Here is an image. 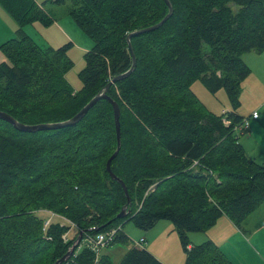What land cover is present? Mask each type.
Wrapping results in <instances>:
<instances>
[{
    "label": "trees",
    "instance_id": "16d2710c",
    "mask_svg": "<svg viewBox=\"0 0 264 264\" xmlns=\"http://www.w3.org/2000/svg\"><path fill=\"white\" fill-rule=\"evenodd\" d=\"M70 1L69 17L92 41L83 57L79 92L66 80L72 67L66 51L72 44L40 49L23 30L36 21L50 24L40 7L34 0H0L17 25L14 38L0 46V111L21 124L74 117L131 67L126 36L157 24L169 12L163 0ZM169 2L173 13L160 28L131 38L134 70L107 91L120 111L121 146L110 167L127 188L128 216L117 218L127 199L105 168L116 149L109 102H97L77 124L52 131L20 132L0 120L8 128L0 136V264H53L80 232L83 239L120 227L105 248L130 246L122 231L128 220L144 232L159 221L170 222L185 253L184 264H232L209 241L187 249L188 234L205 232L223 215L240 226L264 203V166L246 158L234 134L244 118L232 109L225 127L223 115L207 112L189 86L199 80L209 93L224 90L233 108L239 105V83L250 73L240 56L264 51V0ZM146 43L151 54L144 51ZM26 194L29 199L23 203ZM8 196L18 205L10 218L3 205ZM43 210L68 224L53 222L43 230L48 218ZM7 222L25 234L16 236L3 225ZM71 224L76 231L64 242ZM77 249L63 264L98 262L81 242ZM98 263L113 264L106 256ZM116 264L162 263L132 245Z\"/></svg>",
    "mask_w": 264,
    "mask_h": 264
},
{
    "label": "rangeland",
    "instance_id": "374dc122",
    "mask_svg": "<svg viewBox=\"0 0 264 264\" xmlns=\"http://www.w3.org/2000/svg\"><path fill=\"white\" fill-rule=\"evenodd\" d=\"M36 1L34 0V2L40 7L42 17L49 19L50 24L44 25L40 21L30 23L23 29L24 33L26 34L27 38H29L40 49L55 50L57 48L56 43L59 41V34L54 33L55 31L50 27L53 23L58 28L62 27V29L63 27H66V22L72 23L74 25L72 19L69 17V12L72 9L71 1L64 0L63 3H56L54 0H38L39 3ZM230 6L233 11L237 10L236 6L232 4ZM76 30L79 36L68 32L67 28L66 30H63L68 39L58 48H61L68 42L72 44L71 48L66 51V58L72 62L71 69L66 73V80L73 91L79 92L82 90V81L79 78V73L84 68L83 57L86 53L85 50L88 52L92 48V41L87 36L82 34L78 27H76ZM146 45H148V50L145 48ZM146 45L144 46V51L147 54H151V44L146 43ZM153 50L154 53L157 52L155 46H153ZM207 51L208 47L204 46L203 52ZM240 58L249 68L250 73L239 83L237 95L239 105L235 108H233L229 102L224 90H220L215 94L209 93L199 80L190 83L189 91L195 97L198 103L207 112L213 115L220 116L222 111L231 112L234 110L237 115L243 117L244 120L247 121L248 125L247 129L243 133H240V131L235 132L237 141L242 147L247 159L253 160L260 166H264V51L260 53L250 51L242 54ZM217 74L219 73L217 72ZM109 79L110 78L107 77L106 80ZM7 132L8 128L6 126L0 125V136L5 135ZM52 144H54V142H52ZM193 170H195V168ZM213 179L216 181V183H219V180L216 176ZM15 194H21V192ZM15 194H12L11 198H14ZM22 197L23 203H27L29 196L26 194ZM11 198L9 199L8 196L3 203L8 213L7 217L9 218L12 216V212L18 206L13 203ZM257 209H259V212L264 215V205L263 207H258ZM164 224H167L169 227L174 229L173 225L168 221H159L156 224L157 227H155L158 228L159 231H162L161 226H164ZM3 225L10 226L14 229L12 223L10 222H7ZM155 227L144 232L140 229H137L132 224V222L128 220L123 223L122 231L123 234L128 237L129 243L131 244L130 246L134 245L146 249L148 240H146L145 243L139 245L138 242L141 238L148 239L146 234L151 232ZM73 230L75 229L73 228ZM19 233L25 234L19 229L15 230L14 232V234H17L16 236L18 237ZM68 236L71 237L72 235ZM20 244L21 242L18 239L16 242V250L19 248ZM130 246H127V244L124 243H116L110 247L103 248L98 253V262L100 261L101 256H106L113 264H116ZM176 250L179 252L178 248ZM77 251L79 250L77 249ZM174 263L183 264L184 262L181 259L179 263L174 260Z\"/></svg>",
    "mask_w": 264,
    "mask_h": 264
},
{
    "label": "crops",
    "instance_id": "0c3cea01",
    "mask_svg": "<svg viewBox=\"0 0 264 264\" xmlns=\"http://www.w3.org/2000/svg\"><path fill=\"white\" fill-rule=\"evenodd\" d=\"M76 27L75 24L69 22H66V27L63 29L52 24L50 28L55 31L54 33L59 34L57 48L68 39L63 31L66 28L68 32L79 36ZM16 30V22L0 4V46L14 38ZM2 61H4V56L0 51V63ZM263 205L264 203L260 207ZM259 209L247 217L240 226L234 225L225 215L221 216L215 225L205 232L188 234L189 246L209 241L221 250L232 264H264V215L259 212ZM156 227L155 230L146 234L148 237L145 239V242L148 240L146 250L162 264H175L174 260L179 263L181 259L184 262L185 253L175 230L167 224L161 226L162 231Z\"/></svg>",
    "mask_w": 264,
    "mask_h": 264
},
{
    "label": "water",
    "instance_id": "95a60500",
    "mask_svg": "<svg viewBox=\"0 0 264 264\" xmlns=\"http://www.w3.org/2000/svg\"><path fill=\"white\" fill-rule=\"evenodd\" d=\"M163 1L167 5L169 12L160 22H158L157 24L150 26L148 28H144L141 30L130 32L126 36L128 51H129V54L132 58L131 67L126 72L122 73L121 75L112 78L105 85L103 90L101 92L97 93L93 98H91L90 101L74 117H72L71 119L64 121V122L49 123V124H38V125L29 126V125H24V124L17 122L14 118L9 116L8 114L0 111V120L7 122L15 130L20 131V132H25V133H35V132H41V131L58 130V129L73 126V125L77 124L78 122H80L86 116L88 111L97 102H99L101 100H105V101L109 102L113 108V120H114V128H115V133H116V149H115L114 153L111 155V157L108 159V161L106 162L105 168H106V172L108 173L111 180H113V181H115L121 185V187L124 191V194L126 196V199H127L126 204L122 207L121 211L117 214L118 219H123V218H126L128 216L131 201H130V198L128 196L127 188H126L125 184L123 183V181H121L119 178H117L113 174V172L111 171V167H110L111 161L116 157V155L120 149V146H121V143H120V124H119L120 111H119L118 104L107 95V91L111 87V85H113L117 81L124 79L125 77L129 76L134 70V67L136 64V59H135L133 49H132V45L130 42L131 38L157 30L172 15L173 9H172L171 3L169 2V0H163ZM82 234H83V232H80L78 234L77 238L74 240V242L68 248L67 252L60 259H58L56 262H54L53 264H63V263H66L71 258V256L74 254L75 250L78 248V246L81 242Z\"/></svg>",
    "mask_w": 264,
    "mask_h": 264
},
{
    "label": "built area",
    "instance_id": "2783aa9c",
    "mask_svg": "<svg viewBox=\"0 0 264 264\" xmlns=\"http://www.w3.org/2000/svg\"><path fill=\"white\" fill-rule=\"evenodd\" d=\"M227 112L228 111H222L221 114L223 115L222 118V123L225 127H229L230 126V121L227 118ZM247 121L243 120V122L238 126L234 128V134L236 131H240V133H243L246 129H247ZM196 164V162H195ZM43 213L48 214V218L46 220V222L44 223V227L43 230H45V228L53 223V222H57L60 225H65L68 224V222L66 220H64L62 217H60L59 215L49 212V211H44ZM75 226L73 224H71V229H70V233H66L62 236V239L64 242H66L69 239L68 235H74L76 229L74 228ZM73 228L75 230H73ZM121 231L120 227L118 228H111L106 232H102V233H98L96 235H89V234H85L84 238L81 239V244L83 246H85L86 248H88L92 253H94L95 255V261H98V253L101 249L105 248L108 244H110L113 239L115 238V236H117V234ZM145 243V239L141 238L138 242L139 244ZM187 249H190V246L187 247Z\"/></svg>",
    "mask_w": 264,
    "mask_h": 264
}]
</instances>
